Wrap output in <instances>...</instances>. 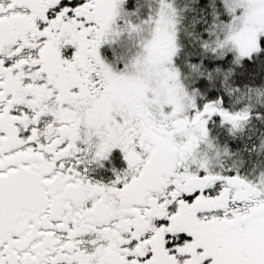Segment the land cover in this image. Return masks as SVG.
Returning a JSON list of instances; mask_svg holds the SVG:
<instances>
[{
    "label": "snow or ice",
    "instance_id": "6c2138e0",
    "mask_svg": "<svg viewBox=\"0 0 264 264\" xmlns=\"http://www.w3.org/2000/svg\"><path fill=\"white\" fill-rule=\"evenodd\" d=\"M0 264H264V0H0Z\"/></svg>",
    "mask_w": 264,
    "mask_h": 264
}]
</instances>
